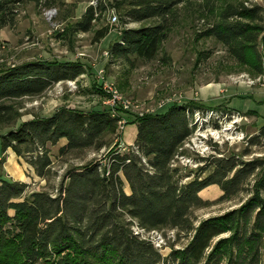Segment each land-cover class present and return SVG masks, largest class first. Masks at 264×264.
<instances>
[{
    "label": "trees",
    "instance_id": "obj_1",
    "mask_svg": "<svg viewBox=\"0 0 264 264\" xmlns=\"http://www.w3.org/2000/svg\"><path fill=\"white\" fill-rule=\"evenodd\" d=\"M39 2L40 0H30ZM194 0H111L121 12L125 27L109 48L112 59L133 65L132 57L146 62L157 58L162 42L178 20L177 8ZM197 1V0H196ZM199 1V0H198ZM216 19L204 31L222 43L231 58L263 72L264 9L243 0H201ZM23 0H0L1 26L16 22ZM106 3L89 5L71 26L73 33L90 32ZM107 27L95 32L100 41ZM86 73L80 61L35 60L0 71V135L3 151L11 148L26 156L40 177L52 173L48 144L66 142L59 153L108 144L118 135L119 115L112 108L89 111L61 107L49 116H35L15 125L24 97L37 96L55 83L75 80ZM196 100L173 103L164 111L137 116L134 145L128 152L111 148L107 162L92 161L66 170L57 193L35 191L25 195L27 183L0 177V264H264V160L234 163L214 160L204 178L180 184L175 156L193 134L190 113L209 110ZM257 139L264 141V125ZM255 139V140H257ZM252 196L240 207L203 219L194 227L193 208L204 203L199 193L218 184L224 197L237 192L257 168ZM125 181L130 193L125 191ZM165 228L191 230L188 243L164 256L154 244L135 233Z\"/></svg>",
    "mask_w": 264,
    "mask_h": 264
},
{
    "label": "rangeland",
    "instance_id": "obj_2",
    "mask_svg": "<svg viewBox=\"0 0 264 264\" xmlns=\"http://www.w3.org/2000/svg\"><path fill=\"white\" fill-rule=\"evenodd\" d=\"M91 0H40L38 3L23 0L17 9L13 25L0 24V71L35 60L80 61L86 73L72 82L55 83L45 92L22 99V115L15 125L35 116H49L61 107L89 111L112 108L119 115L118 135H107L106 147L101 150L86 148L74 150L67 155L59 153L66 142L48 144L53 161L52 173L40 177L26 156L17 155L11 148L3 151L0 146V177L27 183L25 195L35 191L57 193L66 170L92 161L107 162L111 148L122 153L134 145V125L137 116L164 111L173 103L189 100L201 102L197 97L202 86L211 83L223 98L209 99L206 104L213 110L190 113L194 130L172 163L177 168L180 184L195 177L204 178L214 169L216 159L234 163L236 168L254 160H264V141L257 139L264 125V50L261 48L263 72L256 75L249 65H243L230 57L226 47L214 37H205L203 31L215 21L214 11L203 6L201 0L180 5L178 20L167 38L162 42L156 59L144 61L133 59V65L122 59H112L109 48L125 27H138L140 23L125 24L121 12L111 7V0H102L107 10L98 12V20L90 32L73 33L71 26L80 19ZM235 1V0H233ZM247 5L257 4L264 9V0H243ZM52 13V17L49 13ZM116 15L118 22H113ZM107 27L108 34L96 41L95 32ZM108 53V54H107ZM112 85L118 94L131 105L125 108L107 102L111 95L105 90ZM231 103V104H230ZM11 127L0 128V135ZM257 139V140H255ZM257 168L229 197L218 184L204 188L199 195L204 203L193 208L191 219L194 227L211 216L223 214L240 207L254 191L260 176ZM125 190L130 191L125 181ZM264 195V194H263ZM164 243L159 251L167 256L173 248L185 246L193 231L165 228L161 231Z\"/></svg>",
    "mask_w": 264,
    "mask_h": 264
},
{
    "label": "built area",
    "instance_id": "obj_3",
    "mask_svg": "<svg viewBox=\"0 0 264 264\" xmlns=\"http://www.w3.org/2000/svg\"><path fill=\"white\" fill-rule=\"evenodd\" d=\"M99 1L100 0H91L90 5L97 6ZM52 15L53 14L50 12L49 16L52 17ZM112 20H113V22L119 21V19L116 15H113ZM255 80L258 82H261L262 80L264 81V77H263V79L260 77L258 79H254L253 82H255ZM69 82H72L75 85L74 80H70ZM105 90L111 95V99H109V101L107 102L108 104L111 103V106H115V105L117 106V104H119L125 108H129V106L131 105V103H129L125 99H122V97L118 94V92L113 88L112 85H106ZM212 113H214V111L209 110L207 115L211 116ZM134 230H135V233L140 234L144 238L150 240L158 250L162 246V243H164V238H163L161 231H158V230L146 231L145 229L140 228L138 225L134 226Z\"/></svg>",
    "mask_w": 264,
    "mask_h": 264
},
{
    "label": "crops",
    "instance_id": "obj_4",
    "mask_svg": "<svg viewBox=\"0 0 264 264\" xmlns=\"http://www.w3.org/2000/svg\"><path fill=\"white\" fill-rule=\"evenodd\" d=\"M219 99V98H223V96H220L219 92H218V88L215 86H212L211 83L206 84L204 86H202L201 91L199 93V97H197V99H199L202 103L206 104V101H208L209 99ZM231 104V103H230ZM133 139H136V135H137V125H134V130H133ZM126 191V190H125ZM127 193H130V191H126Z\"/></svg>",
    "mask_w": 264,
    "mask_h": 264
}]
</instances>
